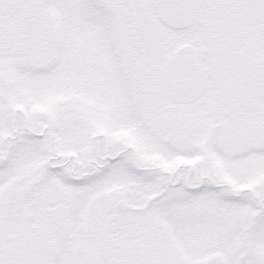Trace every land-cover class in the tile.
<instances>
[{
  "label": "snow or ice",
  "instance_id": "6c2138e0",
  "mask_svg": "<svg viewBox=\"0 0 264 264\" xmlns=\"http://www.w3.org/2000/svg\"><path fill=\"white\" fill-rule=\"evenodd\" d=\"M0 264H264V0H0Z\"/></svg>",
  "mask_w": 264,
  "mask_h": 264
}]
</instances>
